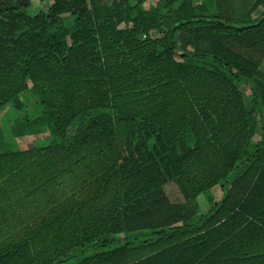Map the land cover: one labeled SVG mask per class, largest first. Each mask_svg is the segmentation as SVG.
<instances>
[{
    "label": "trees",
    "instance_id": "16d2710c",
    "mask_svg": "<svg viewBox=\"0 0 264 264\" xmlns=\"http://www.w3.org/2000/svg\"><path fill=\"white\" fill-rule=\"evenodd\" d=\"M28 2L0 0V112L36 95L15 135L49 138L0 135V264L264 254V0Z\"/></svg>",
    "mask_w": 264,
    "mask_h": 264
},
{
    "label": "rangeland",
    "instance_id": "374dc122",
    "mask_svg": "<svg viewBox=\"0 0 264 264\" xmlns=\"http://www.w3.org/2000/svg\"><path fill=\"white\" fill-rule=\"evenodd\" d=\"M13 2H16L17 0H11ZM53 0H29L28 5L26 7V10L31 13H37L39 11H46L50 5V3ZM157 0H153V2H156ZM68 33L71 32V30L74 29V24H70L66 27ZM67 39L69 37L67 36ZM262 68L264 71V61L262 63ZM243 90L245 97L248 101V103L251 102L252 99V92L250 90V87L248 84L243 85ZM22 99L25 103V108L23 111V115L28 116L30 119H34L37 114H39L40 106L38 105V97L36 95L25 93L22 94ZM22 112H19L14 106L8 105L5 109H3L0 112V135L9 142H13V144H17L18 146L22 147H28L32 146L36 143L45 142L49 138V133L44 132L39 135H36L35 133H26L24 135H15L16 132L13 127L17 126V120H22L24 122L25 116H21ZM260 135L257 133L255 135V139H259ZM168 194L171 198H178L179 192L175 188L174 185H168L167 186ZM217 193V196H221L223 189L217 188L214 191ZM199 201V211L200 212H207L210 208V202L208 201L207 197L205 195H201L198 198ZM143 236V235H141ZM120 242H116L115 244L118 245ZM74 261L72 260L70 263L67 264H73Z\"/></svg>",
    "mask_w": 264,
    "mask_h": 264
},
{
    "label": "crops",
    "instance_id": "0c3cea01",
    "mask_svg": "<svg viewBox=\"0 0 264 264\" xmlns=\"http://www.w3.org/2000/svg\"><path fill=\"white\" fill-rule=\"evenodd\" d=\"M261 68H262V65H261ZM32 146H28V147L18 146V147L20 149H27V148L32 147ZM228 186H229V184L227 183L224 186L221 184H217L214 187H212V189H211L212 198L210 201L208 200L210 202V208L208 211H210L211 216L214 215L218 211L222 201L226 197ZM217 188L223 189L222 195L220 197L217 196V193L214 192L215 189H217ZM201 195H203V194H201ZM215 204H217L216 207H215ZM207 212H200L199 208H198V213L195 216V218L193 219V223L189 228V229H193V231H195V235L199 234L198 233L199 228L202 227L203 222H204V220L202 219V216L204 214H206ZM182 226H183V223H182ZM230 248H231V250L233 248H235V249L230 251L229 253H226V252L222 253V251L214 252L215 250L212 249L210 255L202 257L195 264H264V254H262L261 252L251 253L249 251V249L247 251H242L241 246H239V244L237 242L232 243L230 245ZM225 251H228V250L226 249ZM240 253H243V254H240ZM72 260L74 261V259H72ZM72 260L68 261L67 263H70ZM182 261L183 262L187 261V257H183Z\"/></svg>",
    "mask_w": 264,
    "mask_h": 264
}]
</instances>
